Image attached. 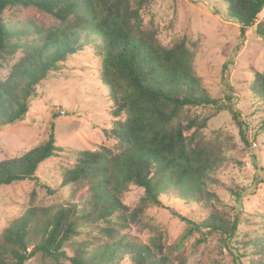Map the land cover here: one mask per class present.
I'll return each instance as SVG.
<instances>
[{
	"label": "trees",
	"instance_id": "1",
	"mask_svg": "<svg viewBox=\"0 0 264 264\" xmlns=\"http://www.w3.org/2000/svg\"><path fill=\"white\" fill-rule=\"evenodd\" d=\"M148 1L0 0V68L20 54L7 78L0 79V130L24 119L49 73L61 70L70 55L85 49H92L101 58L103 81L117 105L115 115L126 114L124 120L104 131L107 137L117 140L115 150H78L76 165L63 174V186H88L90 207L32 208L0 233V264H27L37 253L58 264L63 259L70 264H120L127 259L128 264H171L163 255L161 243L143 245L115 239L112 227L101 229L112 239L106 244L93 247L92 243H84L72 252L65 249L66 243L80 234L82 220L112 223L117 219L116 224H123L126 214L120 195L130 184L145 190L138 213L156 205L176 214L163 201L171 189L177 190L178 200L201 204L209 194L206 181L212 180L222 163L219 150L200 135L208 118L202 123L198 117L186 125L182 123L188 106H217L219 100L200 85L193 70V52L186 42L163 47L144 32L140 11ZM222 1L229 18L239 24L243 42L264 9V0ZM17 6L36 7L59 24L49 28L9 25L4 12ZM256 33L264 39V22L256 25ZM227 71L225 64L224 74ZM252 88L264 97V72L255 74ZM227 100L231 103L232 95H227ZM223 106L231 112L246 141L240 113L232 105H218ZM193 127L196 129L188 137L185 131ZM54 128L52 123L45 142L0 161V186L37 179L41 163L61 151ZM47 190L55 193L49 187ZM181 218L191 229L219 231L224 241L235 235L240 222L239 217L229 221L213 216L202 222ZM34 235L40 239L29 250ZM247 242L260 252L257 264H264V234Z\"/></svg>",
	"mask_w": 264,
	"mask_h": 264
},
{
	"label": "rangeland",
	"instance_id": "2",
	"mask_svg": "<svg viewBox=\"0 0 264 264\" xmlns=\"http://www.w3.org/2000/svg\"><path fill=\"white\" fill-rule=\"evenodd\" d=\"M140 14L144 32L153 35L161 46L186 42L193 52V70L200 85L219 100L218 105H232L240 113L246 141L226 106H188L182 123L186 125L194 117L202 123L208 118L200 135L214 144L222 157L212 180L206 181L209 194L201 204L178 200L177 190L171 189L163 201L176 214L156 205L138 213L145 190L130 184L120 195L126 214L123 224H116L117 219L112 223L82 220L80 234L72 238L71 244L66 243L65 249L72 252L84 243H92L93 247L106 244L112 239L101 229L112 227L115 239L143 245L161 243L163 255L169 257L171 264H257L260 252L247 246V241L264 234V97L252 88L255 74L264 72V39L256 33V25L264 22V9L243 42L240 26L229 18L222 0H149ZM4 19L19 27L49 28L59 24L52 15L36 7H9ZM19 57L17 54L9 65L4 63L0 79L7 78ZM63 65L61 70L50 72L38 87L37 97L30 102L24 119L0 130V161L22 155L45 142L52 123L56 144L61 147L55 156L41 163L36 180L0 186V233L32 208H89L88 186H63V174L76 165L78 150H115L117 146V140L107 137L104 131L124 120L126 114L115 115L117 105L103 81L101 58L92 49H85L70 55ZM227 95H232L231 103ZM195 129L190 128L185 134L191 137ZM213 216L229 221L239 217L235 235L224 241L219 231L208 227L191 229L181 218L202 222ZM39 239L33 236L29 250ZM60 263L70 261L63 259ZM128 263V259L120 262ZM27 264L58 263L37 253Z\"/></svg>",
	"mask_w": 264,
	"mask_h": 264
}]
</instances>
